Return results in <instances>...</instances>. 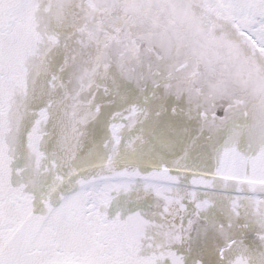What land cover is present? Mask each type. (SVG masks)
<instances>
[{"label": "snow or ice", "instance_id": "1", "mask_svg": "<svg viewBox=\"0 0 264 264\" xmlns=\"http://www.w3.org/2000/svg\"><path fill=\"white\" fill-rule=\"evenodd\" d=\"M0 264H264V0H0Z\"/></svg>", "mask_w": 264, "mask_h": 264}]
</instances>
